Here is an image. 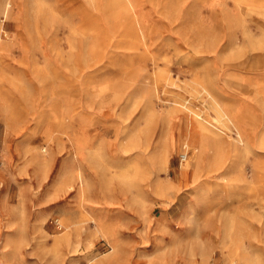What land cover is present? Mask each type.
<instances>
[{
	"label": "rangeland",
	"instance_id": "1",
	"mask_svg": "<svg viewBox=\"0 0 264 264\" xmlns=\"http://www.w3.org/2000/svg\"><path fill=\"white\" fill-rule=\"evenodd\" d=\"M130 3L0 0V264H264V0Z\"/></svg>",
	"mask_w": 264,
	"mask_h": 264
},
{
	"label": "bare ground",
	"instance_id": "2",
	"mask_svg": "<svg viewBox=\"0 0 264 264\" xmlns=\"http://www.w3.org/2000/svg\"><path fill=\"white\" fill-rule=\"evenodd\" d=\"M86 1H89V0H86ZM121 1L124 2V5H125L128 13H129V16L131 17V13L132 12H131V8H130V6H131L130 0H121ZM9 6H10V4H9ZM240 8H241V10L243 9L242 7H240ZM134 23L135 24L131 23V20H130V25L127 27V29H131V27H133V29L136 30V28H137L136 26H138L139 24L137 23V21L135 19H134ZM139 29H140V25H139ZM135 33H137V31H135ZM1 42H2V39L0 41V53H1V57H5V53L3 51L4 48H3V45L1 44ZM235 42L236 41L234 40V42H233L234 46H235ZM248 43L250 44L249 46H251V48H253L254 46H257V45L258 46H261L263 42H261V43H259V44L256 45V43H254L252 41V37H249ZM239 69L240 70H245V71H247V70L254 71V72L257 73V77L258 78L263 79L264 78V59L263 60H259V59L256 58L253 61H251L250 63L248 62L245 65V68H243V67L240 68L239 67ZM217 104L218 103H216V107H217L216 110H218L222 114V117L227 118V120H229V122L231 124H234V125H238L240 123L241 124H243V123H245V124L246 123H249L250 124V121L248 120L247 117H244V115H243V117H238L237 112H236L237 108L230 109L228 106L226 107L224 105H221V104H218L217 105ZM190 119H192V122L193 123H191V124L190 123H187L186 126L184 128H182V130L179 131L178 138L176 140L174 138H171V140H169V142L167 143L166 142V137H164V139H162V144H163L164 147L167 146V145H171V146L172 145L173 146L174 145L175 146L177 145V146H180V145H182L184 143H188L189 141H191L192 139L197 138V137H204L205 139H210V135L211 134H214V132L211 129H209L207 126H205L204 124H202L201 121H199V118H194V116H193ZM236 123H238V124H236ZM237 129H238V127H237ZM238 135L240 137L239 138V141L241 143H244V145H246L247 142L245 143V140L243 139V136L240 134L239 131H238ZM211 138H213V137H211ZM190 145H192V144H190ZM212 145H213V142H212ZM148 147H149V144L147 143L146 144V147L144 148V150L148 149ZM159 155L161 156V159H162L160 161V163H162V166L165 167V165H166V163L168 161V156L165 153V149H164V151H161V153ZM160 156H159V158H160ZM150 158L151 157H148V159H150ZM151 162L153 163V157L151 159ZM130 170H131L132 174L130 173ZM117 177H118L119 181L122 183V185L127 186V189H128L127 191L128 192L127 191H126L127 193L125 191L124 192L123 191L121 192L122 195L125 196V198H127L128 196H130V197L134 196V198H137L141 194H147V192L149 191V188L150 187L152 188V185L154 184V183H152V180H151V177H154V175L153 176L152 175H149L148 176V174H144V172L142 170H140L139 167L136 164L131 165V167H129L127 170H124V171L119 172V174H118ZM76 181H78L80 183L79 184L78 191L81 194H84L85 191H86V183L83 180L80 179V176H78V178H77ZM163 188H164V190H169V191L170 190L172 191V189H173L172 184H170L169 182L163 183ZM131 190H133V191H131Z\"/></svg>",
	"mask_w": 264,
	"mask_h": 264
},
{
	"label": "crops",
	"instance_id": "3",
	"mask_svg": "<svg viewBox=\"0 0 264 264\" xmlns=\"http://www.w3.org/2000/svg\"><path fill=\"white\" fill-rule=\"evenodd\" d=\"M241 1H243V0H241ZM244 1H246V2H253L255 0H244Z\"/></svg>",
	"mask_w": 264,
	"mask_h": 264
},
{
	"label": "built area",
	"instance_id": "4",
	"mask_svg": "<svg viewBox=\"0 0 264 264\" xmlns=\"http://www.w3.org/2000/svg\"><path fill=\"white\" fill-rule=\"evenodd\" d=\"M1 39H2V35L0 34V41H1Z\"/></svg>",
	"mask_w": 264,
	"mask_h": 264
}]
</instances>
